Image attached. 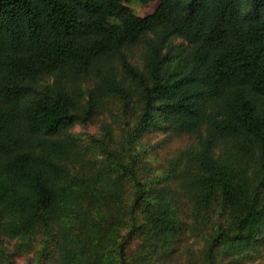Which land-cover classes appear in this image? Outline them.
I'll return each instance as SVG.
<instances>
[{
  "label": "trees",
  "instance_id": "obj_1",
  "mask_svg": "<svg viewBox=\"0 0 264 264\" xmlns=\"http://www.w3.org/2000/svg\"><path fill=\"white\" fill-rule=\"evenodd\" d=\"M38 238L23 264H262L264 0H0V264Z\"/></svg>",
  "mask_w": 264,
  "mask_h": 264
},
{
  "label": "rangeland",
  "instance_id": "obj_2",
  "mask_svg": "<svg viewBox=\"0 0 264 264\" xmlns=\"http://www.w3.org/2000/svg\"><path fill=\"white\" fill-rule=\"evenodd\" d=\"M157 5V2H152L147 5H142L139 4L136 1H132L129 3V6L134 10V12L140 16L146 15L148 13H151ZM104 118L105 115H102ZM101 118V119H102ZM96 120L89 122L86 125H79L76 124L72 127L71 131H73L76 134H80L81 137L84 139L87 136L90 135H95L97 133L102 132L100 125H101V119L100 117L96 118ZM148 143L149 145H155L153 151L157 154V158L160 162H163L165 156H172L174 155L177 151L182 149L183 147H186L190 143H193V139L189 136H179V137H170L168 139L164 138L163 133H153L149 134L144 137L143 139ZM7 247L12 249L14 244L16 243L14 240L9 241L5 239ZM38 241L39 238L37 239L36 247H33L32 250L24 255L23 257L17 258L18 263L23 264L25 262V259L29 256L32 257L33 254H35V251L38 248ZM138 243V240L135 241L134 245ZM188 243L190 241H183V244L180 248V251H184L188 247ZM195 244H193V247ZM183 260L182 257L178 258V262L181 263ZM261 263L264 264V257L261 259Z\"/></svg>",
  "mask_w": 264,
  "mask_h": 264
}]
</instances>
